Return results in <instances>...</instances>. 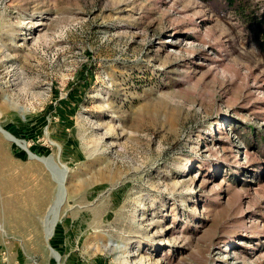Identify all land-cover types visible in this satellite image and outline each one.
<instances>
[{
	"label": "rangeland",
	"instance_id": "374dc122",
	"mask_svg": "<svg viewBox=\"0 0 264 264\" xmlns=\"http://www.w3.org/2000/svg\"><path fill=\"white\" fill-rule=\"evenodd\" d=\"M0 264H264L248 28L200 0H0Z\"/></svg>",
	"mask_w": 264,
	"mask_h": 264
},
{
	"label": "trees",
	"instance_id": "16d2710c",
	"mask_svg": "<svg viewBox=\"0 0 264 264\" xmlns=\"http://www.w3.org/2000/svg\"><path fill=\"white\" fill-rule=\"evenodd\" d=\"M246 26L264 55V0H200Z\"/></svg>",
	"mask_w": 264,
	"mask_h": 264
},
{
	"label": "water",
	"instance_id": "95a60500",
	"mask_svg": "<svg viewBox=\"0 0 264 264\" xmlns=\"http://www.w3.org/2000/svg\"><path fill=\"white\" fill-rule=\"evenodd\" d=\"M61 181H62V184L65 183V181H66V173L62 175Z\"/></svg>",
	"mask_w": 264,
	"mask_h": 264
},
{
	"label": "bare ground",
	"instance_id": "6f19581e",
	"mask_svg": "<svg viewBox=\"0 0 264 264\" xmlns=\"http://www.w3.org/2000/svg\"><path fill=\"white\" fill-rule=\"evenodd\" d=\"M60 181H61V179H60ZM56 204L58 205V201L55 203V205L53 206V208H52V210H51V214H55L54 213V211H53V209L56 207ZM56 217V216H55ZM54 220H56V218H54Z\"/></svg>",
	"mask_w": 264,
	"mask_h": 264
}]
</instances>
